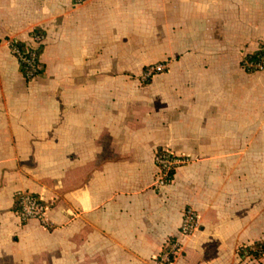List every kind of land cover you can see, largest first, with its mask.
<instances>
[{
	"label": "crops",
	"instance_id": "0c3cea01",
	"mask_svg": "<svg viewBox=\"0 0 264 264\" xmlns=\"http://www.w3.org/2000/svg\"><path fill=\"white\" fill-rule=\"evenodd\" d=\"M0 0V264H264V0ZM44 35L28 81L8 41ZM167 69L145 80L146 68ZM189 159L156 186L158 149ZM50 205L23 222L16 195Z\"/></svg>",
	"mask_w": 264,
	"mask_h": 264
},
{
	"label": "built area",
	"instance_id": "2783aa9c",
	"mask_svg": "<svg viewBox=\"0 0 264 264\" xmlns=\"http://www.w3.org/2000/svg\"><path fill=\"white\" fill-rule=\"evenodd\" d=\"M44 35L42 33H36L33 35V44H29V48L24 50L20 46V41L9 40L8 45L12 54L18 59L20 68L26 79H34L40 75L43 71V65L40 60V54L38 52L40 46L44 42ZM264 46V45H263ZM244 67L250 72L264 71V55L258 62H251L249 59L244 61ZM166 64H159L148 69L147 75L151 76L156 73H163L166 71ZM158 153V152H157ZM187 162L186 159L176 156L171 151L163 149L162 154H156V163L159 169V187H165L168 185L167 179L169 178L170 170L176 168L178 170L183 164ZM16 211L23 222L30 220H37L42 226L51 228L50 219L48 217L50 211V205L40 197L39 195L21 191L16 195ZM199 229V219L197 213L192 208H187L184 212L182 225L180 228V234L183 237L194 234ZM167 251L160 256L158 261L160 264H172L180 250V242L174 238L166 243ZM173 255V257H172Z\"/></svg>",
	"mask_w": 264,
	"mask_h": 264
},
{
	"label": "trees",
	"instance_id": "16d2710c",
	"mask_svg": "<svg viewBox=\"0 0 264 264\" xmlns=\"http://www.w3.org/2000/svg\"><path fill=\"white\" fill-rule=\"evenodd\" d=\"M41 33V31L39 29H36L33 33ZM20 46L26 50L29 48V44H25L20 42ZM43 50V45L40 46L38 52L39 54L42 53ZM264 55V46H262L258 51H256L255 53L249 55L247 57V59H249V61L251 62H258L261 57ZM148 68H146L147 70ZM22 71V69H21ZM43 72V71H42ZM42 72L40 74H42ZM23 73V72H22ZM28 81H30V79H27ZM163 153V148H160L158 150V154H162ZM176 173H177V169L174 167L170 170V174H169V178L167 179L168 184H170L172 181H174L175 177H176ZM240 255L242 257H251L253 259L256 260H262L264 259V242L263 241H257L254 244L250 245V246H246V247H242L240 249ZM173 257V255H172Z\"/></svg>",
	"mask_w": 264,
	"mask_h": 264
},
{
	"label": "rangeland",
	"instance_id": "374dc122",
	"mask_svg": "<svg viewBox=\"0 0 264 264\" xmlns=\"http://www.w3.org/2000/svg\"><path fill=\"white\" fill-rule=\"evenodd\" d=\"M82 0H80L79 2H81ZM264 45V44H263ZM251 54H253V53H251ZM250 53L249 54H246V55H244V57H243V59H242V66L244 67V61H246V59H247V57L249 56V55H251ZM162 62H160V63H156V64H154V65H152L151 67H149L148 69L150 70L152 67H154V66H156V65H159V64H161ZM163 64H166V63H163ZM148 69L146 70V73H145V75H144V77H145V80L147 81V80H150V79H152L155 75H156V73H154V74H152L151 76H148L147 75V71H148ZM244 69H245V67H244ZM246 70V69H245ZM246 71H248V70H246ZM249 73H257V72H261V71H252V72H250V71H248ZM163 149H166V148H163ZM159 150V149H158ZM167 150H169V149H167ZM170 151V150H169ZM158 152V151H157ZM174 154V153H173ZM179 157H182V156H179ZM182 158H184V159H186L187 160V162L185 163V164H183V165H186L188 162H189V159L188 158H186V157H182ZM182 165V166H183ZM158 181H159V169H158V167H157V173H156V186L159 188V189H162V187H159L158 185ZM173 183V181L170 183V184H172ZM170 184H168V185H170ZM167 185V186H168ZM166 187V186H165ZM165 187H163V188H165ZM193 209V208H192ZM186 210V209H185ZM195 211V210H194ZM185 212V211H184ZM196 212V211H195ZM197 213V212H196ZM198 215V214H197ZM183 217H184V215H183ZM198 219H199V217H198ZM182 225V224H181ZM199 230V229H198ZM197 232V231H196ZM193 235V234H192ZM190 236V235H189ZM183 236L179 233V236L178 237H170V239H168V241L169 240H171V239H174V238H176V239H178L179 240V242H180V250H179V253H178V255H177V258H178V256L180 255V252H181V241H180V238H182ZM187 237V236H186ZM167 243V242H166ZM166 245V244H165ZM164 251L166 252L167 251V249H166V246L164 247V249H163V251L160 253V255H159V257H158V259H160V256L164 253ZM176 260V259H175ZM158 264H160V262L158 261L157 262Z\"/></svg>",
	"mask_w": 264,
	"mask_h": 264
}]
</instances>
